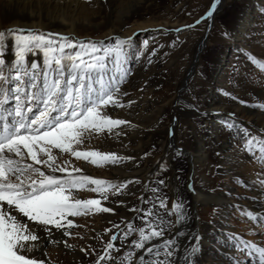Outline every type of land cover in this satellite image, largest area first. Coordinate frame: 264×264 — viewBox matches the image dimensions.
Returning a JSON list of instances; mask_svg holds the SVG:
<instances>
[{
    "label": "bare ground",
    "instance_id": "bare-ground-1",
    "mask_svg": "<svg viewBox=\"0 0 264 264\" xmlns=\"http://www.w3.org/2000/svg\"><path fill=\"white\" fill-rule=\"evenodd\" d=\"M228 1L223 0V7ZM188 3L189 0H0V29L19 26L93 40L125 38L135 33L134 46L143 49L144 55L133 64L132 75L123 88L128 93L123 98L125 107L113 113L116 118L128 120L130 126L123 128L120 136L94 135L86 146L113 151L119 156H132L134 160L107 164L108 171L103 176L113 182L139 179L140 184L128 185V190L121 196L126 207L112 197L105 201L106 207H113L115 211L107 213L109 217H103L98 224L115 223L124 228L126 225L121 221L132 220L142 226L129 210L133 206L147 207L140 199L141 195L147 199L152 195L149 189L155 186V180L166 179L168 187L164 191L169 197V207L180 195L189 202L192 213L199 217V222L193 220L191 227L204 236L201 264H236L237 258L239 264H258L256 255H242L235 246L240 240L264 246V237L260 235L264 232V190L259 185L264 176V162L259 158V144L255 145V155L239 151L236 145L240 141L234 140L232 134L240 127H247L257 140L264 139L261 131L264 129V109L258 107L264 103V69L248 61L240 51H251L257 60L264 61V15L260 14L264 0H240L231 26L239 29L238 41H229L223 54L203 72L204 76L195 63L197 68L189 78L193 77L190 86L184 82L189 77V64L182 59L176 66L178 76L171 78L170 67L181 58L180 55L170 67L161 62V55L173 49L166 42L178 33L183 37L189 35L176 47L188 50V56L194 59L191 62L202 61L207 43L218 38L217 29L223 25L216 16L211 31L207 26L205 34L195 28L183 29L189 23L184 16ZM161 7H164V13L157 14ZM147 15L150 17L146 18ZM259 19L263 21L258 23ZM176 29L181 31L176 32ZM254 30H257L258 39L253 37ZM145 39L149 41L146 48ZM254 42L257 44L251 45ZM153 48L156 52L149 63L148 55ZM225 92L229 95H224ZM232 96L237 100L231 99ZM193 97L198 100L200 113L207 111V116L197 114L189 107ZM240 99L245 104H240ZM128 100L134 103L129 106ZM228 113H233L234 118ZM220 121L235 123L232 134H221ZM145 152L147 156H144ZM177 152L180 155L177 156ZM73 162L84 173L89 171L96 175L99 170L88 162ZM161 163L167 165L166 171L159 170ZM189 182L194 192L188 190ZM226 192L231 195H225ZM87 193L97 196L83 190L79 198L86 199ZM217 207L219 212L213 215V209ZM252 223L257 228L252 227ZM36 231L41 238L36 242L35 255L44 259L45 264H92L94 255H86L80 249L100 251L103 247L95 246L93 240L85 244L73 243L68 236L63 237L58 232H53L51 241L54 242H50L46 233ZM71 232L72 236L76 235L75 231ZM172 234L166 233V238ZM82 235L78 233L76 237ZM65 241L69 246H65ZM117 247H120L119 241ZM124 250H121V258Z\"/></svg>",
    "mask_w": 264,
    "mask_h": 264
},
{
    "label": "snow or ice",
    "instance_id": "snow-or-ice-1",
    "mask_svg": "<svg viewBox=\"0 0 264 264\" xmlns=\"http://www.w3.org/2000/svg\"><path fill=\"white\" fill-rule=\"evenodd\" d=\"M221 7L223 0H209L196 24L205 22L211 31ZM260 14L264 15V7ZM217 30L225 41H238L240 37L234 26ZM133 36L93 40L19 26L0 29V264H45L34 251L41 238L37 229L46 233L50 242H54L53 232L70 236L75 226L72 218L93 212L113 213V207L102 203L110 197L126 207L121 196L128 185L140 184L139 179L113 182L86 175L73 162L102 166L134 160L86 146L94 135L120 136L123 128L130 126L128 120L113 113L125 107L123 98L128 93L123 88L132 75L133 64L144 55L143 49L134 46ZM148 43L147 39L143 41L145 48ZM240 51L264 69V61L244 49ZM155 52L153 48L148 55L149 63ZM238 102L245 104L242 99ZM133 103L128 100L129 106ZM189 107L197 114H209L200 113L195 97ZM258 107L264 109V103ZM227 115L234 118L233 113ZM218 124L221 134H232L236 127L235 123ZM261 131L264 133V129ZM232 135L240 141L236 145L239 151L255 155V145L259 144V158L264 162V139L257 140L247 127L236 129ZM166 169L167 165L161 163L159 170ZM154 183L149 189L152 195L140 197L147 207L133 206L129 210L142 226L122 220L124 228L114 224L112 229H105L109 238L100 251L80 249L94 255L92 264H201L204 236L191 227L199 217L180 195L169 207L166 179ZM259 185L264 190V176ZM187 187L195 191L190 182ZM83 190L98 198H79ZM218 212V207L213 209V215ZM166 233L173 234L166 238ZM65 246H69L66 241ZM235 247L242 255H256L258 264H264V247L247 240H240Z\"/></svg>",
    "mask_w": 264,
    "mask_h": 264
},
{
    "label": "rangeland",
    "instance_id": "rangeland-1",
    "mask_svg": "<svg viewBox=\"0 0 264 264\" xmlns=\"http://www.w3.org/2000/svg\"><path fill=\"white\" fill-rule=\"evenodd\" d=\"M190 2L192 3L193 6L191 5ZM189 3L187 4V7H186V14H184V16L188 18L187 21L189 23H187V25H192L191 28H195V30H197L199 32L202 31V33L205 34L204 32H206L207 24L205 22H201L199 25H197L196 21L200 18L201 15L204 14L206 7L209 5V0H192V1L189 0ZM239 5H240V0H229L228 3L220 10L219 14L217 15V21L223 25V28L230 29L231 26L234 24L235 19H236V15H237L236 12H238V10H239ZM158 12L159 13H157V14L164 13V7H161ZM171 12H174V11L172 10ZM169 14H165V15H169ZM149 17H150V15L146 16V18H149ZM174 18H177V17L175 16ZM261 21H263V20L259 19L258 23H261ZM183 29L188 30L187 27L183 28ZM180 34L181 33H178L177 35L173 36L169 41L166 42V43H170V46H172L173 49L165 51L163 53V55H161L160 58H161V62L163 64H168L170 67L175 62V59H177V57L180 55L181 58H179V60L175 63L174 66L170 67L172 69L171 78L176 79V77L178 76V71H177L176 66L181 62V59H182L184 62L189 64V70H188L190 72L188 75L189 77L184 82L186 83L187 86H190L192 83L193 77L191 79H189V78L191 75L193 76V72L195 71L194 68H197L195 66V63H196V65L198 64V66L201 68L202 75L204 76L203 72L206 69L210 68L209 66L212 65L213 61L218 57V55L223 54L225 47L229 46V41H225V40L221 39V37L219 35L217 39L207 43V48H206V51L203 53L204 55H203L202 61L197 60V61L191 62L194 59H191L190 56H188V55H190L188 50H182V49L179 50V48L176 47L189 38V35H186L183 37ZM257 34H258L257 30H254L253 31V37L257 38ZM256 38L251 39V41H255ZM256 44H257V42H254L253 44L251 43V45H256ZM192 58H193V56H192ZM231 73L235 74L234 70H232ZM195 85H197V84H195ZM171 90L175 92L174 88H171ZM173 121L175 122L174 119H173ZM103 149H105V148H103ZM178 163L182 164V163H184V161H179ZM107 167L108 166H106V165H102V166L96 165L95 168L99 169L96 171V175L89 173V171L88 172L86 171L85 174L91 175V176L96 177V178H101V179L103 178L104 179L103 175L105 173H107V171H108ZM95 195H97V194H95ZM89 198H98V197L90 195V193H87L86 199H89ZM102 203H103V206L106 207L105 201H103ZM106 214L107 213L93 212V213H90L88 215H81L78 217H74L73 220L76 219V220H74L75 226L71 229V231L72 230L75 231L76 235L75 236L70 235V236H68V238L71 239V242L77 243V244H85V243H89L91 240H93L95 243L94 244L95 246H97V247L103 246L104 242L109 238V233L105 232V229L106 228L112 229L113 225L115 224V223H107V224H103V225L98 224L99 220L103 221L102 219H103V217L106 216ZM107 217H109V216H106V218ZM252 227L257 228V225L252 223ZM79 230H83V231L77 232ZM94 231H96V232H94ZM78 233H83V235L78 238V237H76V236H78ZM86 234H88V235H86ZM260 235L264 237V232L260 233ZM95 236H98V237H95Z\"/></svg>",
    "mask_w": 264,
    "mask_h": 264
}]
</instances>
